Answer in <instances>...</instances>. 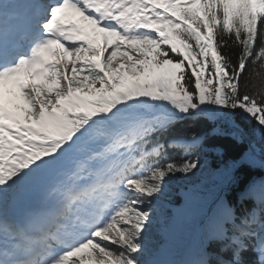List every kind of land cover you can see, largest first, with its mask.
Wrapping results in <instances>:
<instances>
[{"label":"snow or ice","instance_id":"obj_1","mask_svg":"<svg viewBox=\"0 0 264 264\" xmlns=\"http://www.w3.org/2000/svg\"><path fill=\"white\" fill-rule=\"evenodd\" d=\"M0 264H264V0H0Z\"/></svg>","mask_w":264,"mask_h":264},{"label":"trees","instance_id":"obj_2","mask_svg":"<svg viewBox=\"0 0 264 264\" xmlns=\"http://www.w3.org/2000/svg\"><path fill=\"white\" fill-rule=\"evenodd\" d=\"M180 189H181V187L175 188V191L173 193V196H174V198L176 199L177 202L179 201V195H178V193H179Z\"/></svg>","mask_w":264,"mask_h":264},{"label":"rangeland","instance_id":"obj_3","mask_svg":"<svg viewBox=\"0 0 264 264\" xmlns=\"http://www.w3.org/2000/svg\"><path fill=\"white\" fill-rule=\"evenodd\" d=\"M177 187H181V185L174 184V185H173V193H174V191H175V188H177Z\"/></svg>","mask_w":264,"mask_h":264}]
</instances>
